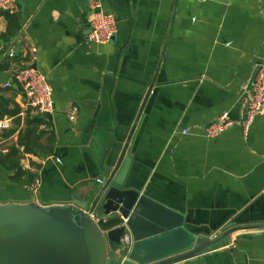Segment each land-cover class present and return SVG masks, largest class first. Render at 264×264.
Instances as JSON below:
<instances>
[{"label":"crops","instance_id":"crops-1","mask_svg":"<svg viewBox=\"0 0 264 264\" xmlns=\"http://www.w3.org/2000/svg\"><path fill=\"white\" fill-rule=\"evenodd\" d=\"M14 1L16 11L0 20V102L16 113L0 115L9 121L0 144L16 145L37 116V132L52 142L50 153H22V166L37 170L34 194L0 164V198L86 199L156 73L132 144L136 186L182 212L191 231L264 223V113L245 138L241 126L243 84L264 58V0H99L116 16L108 43L88 40L87 0ZM33 64L52 88L51 113L23 108L14 72ZM222 111L233 124L205 137L204 125ZM204 256L197 264H264V228L233 232Z\"/></svg>","mask_w":264,"mask_h":264},{"label":"water","instance_id":"water-1","mask_svg":"<svg viewBox=\"0 0 264 264\" xmlns=\"http://www.w3.org/2000/svg\"><path fill=\"white\" fill-rule=\"evenodd\" d=\"M155 74L125 140L119 141L85 190L86 199L45 204L31 197L0 198V264H197L213 244L231 233L264 228V223L226 224L219 235L216 230L191 231L184 226L182 212L153 200L136 186L129 174L132 144ZM97 215L120 216L125 225L102 229L94 220ZM125 226L132 242L122 260L112 254V246L119 244Z\"/></svg>","mask_w":264,"mask_h":264},{"label":"built area","instance_id":"built-area-1","mask_svg":"<svg viewBox=\"0 0 264 264\" xmlns=\"http://www.w3.org/2000/svg\"><path fill=\"white\" fill-rule=\"evenodd\" d=\"M87 3L88 7L92 10L88 40L95 43H108L111 36L116 32V16L112 12L104 11L99 0H87ZM15 11L16 2L14 0H0V20L4 15L12 14ZM9 45V49L12 50L14 48V43L11 42ZM31 50L34 51L35 48L32 47ZM30 60H34L33 55ZM14 77L19 83L21 92L24 96V109L31 107L41 114L51 113L53 111L52 88L43 73L32 66H17L15 68ZM8 84L9 83H6V85ZM241 94L243 105L241 126L243 137L245 138L255 117L264 113V58L256 63L253 73L243 84ZM74 111L75 108H73L72 113H74ZM73 117V114L69 116L70 119ZM232 124L233 120L230 118L229 113L227 111H222L215 120L204 125L203 134L207 138H214ZM8 126V119H0V129H5ZM182 132H185V130ZM7 151L8 146L0 144V154H5ZM24 155L28 156V154L25 153ZM26 171L28 174H31V176L29 178L25 176L24 185L27 190L34 194L37 192V186L39 184L37 170L33 165H29L26 167ZM119 218L121 221L117 225H125V219L120 216ZM109 219V215H97L94 217L97 223L106 222ZM131 242V234L125 226L119 238V244L113 248L114 253H123L122 256L118 255L123 260L127 257Z\"/></svg>","mask_w":264,"mask_h":264},{"label":"trees","instance_id":"trees-1","mask_svg":"<svg viewBox=\"0 0 264 264\" xmlns=\"http://www.w3.org/2000/svg\"><path fill=\"white\" fill-rule=\"evenodd\" d=\"M4 113L15 114L16 110L14 108L9 110L4 103L0 102V115ZM42 121L43 119L40 116L32 120H27L25 127L18 132L16 145L11 144L5 154H0V164L9 172V179L13 182H18L23 177L24 179L22 180L25 181V176L28 178L31 176L22 166V153L37 156L41 153H50L51 151L50 144L52 142V136L46 134L45 131L37 132L36 130L37 125ZM13 131V129H10L5 132V135H9ZM42 138H44V142H42ZM20 146L23 147L22 152L19 149ZM120 221L119 217H114L106 222H99V225L102 229H108L117 225ZM114 247L112 246V248Z\"/></svg>","mask_w":264,"mask_h":264},{"label":"rangeland","instance_id":"rangeland-1","mask_svg":"<svg viewBox=\"0 0 264 264\" xmlns=\"http://www.w3.org/2000/svg\"><path fill=\"white\" fill-rule=\"evenodd\" d=\"M112 252H114V249L112 248ZM113 254V253H112Z\"/></svg>","mask_w":264,"mask_h":264}]
</instances>
